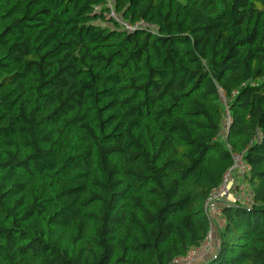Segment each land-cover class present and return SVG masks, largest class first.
I'll return each mask as SVG.
<instances>
[{
	"label": "trees",
	"instance_id": "obj_1",
	"mask_svg": "<svg viewBox=\"0 0 264 264\" xmlns=\"http://www.w3.org/2000/svg\"><path fill=\"white\" fill-rule=\"evenodd\" d=\"M234 154L195 264H264V0H0V264H173Z\"/></svg>",
	"mask_w": 264,
	"mask_h": 264
},
{
	"label": "built area",
	"instance_id": "obj_2",
	"mask_svg": "<svg viewBox=\"0 0 264 264\" xmlns=\"http://www.w3.org/2000/svg\"><path fill=\"white\" fill-rule=\"evenodd\" d=\"M109 6H111L110 3ZM125 25L128 29H133L134 27L141 25L148 27V24H145L144 22H138L134 26L126 23ZM226 114L222 134L226 133V128L230 120L229 114L227 112ZM233 160V165L228 168L227 172L224 174L222 183L218 187L212 189L206 198V214L209 216V219H211V229L208 232L207 237L197 248L191 249L186 256L175 259L173 264H195L199 259H203L211 253L214 240L213 218L220 215L222 204L231 203L243 206L253 205L252 193L248 189L247 183L243 181V174L250 168V166L243 162L242 155L234 154Z\"/></svg>",
	"mask_w": 264,
	"mask_h": 264
},
{
	"label": "rangeland",
	"instance_id": "obj_3",
	"mask_svg": "<svg viewBox=\"0 0 264 264\" xmlns=\"http://www.w3.org/2000/svg\"><path fill=\"white\" fill-rule=\"evenodd\" d=\"M110 5H111V3H110ZM116 18L119 19V20H121L119 16H116ZM216 218H217V220H218V221H217V222H218V225H219V226H222V225L224 224V220H223V218L220 217V216H217ZM213 227H214V230H213V232H214V239H216V238H217V233H216V231H217V227H216L215 225H213ZM214 246H215V245H214ZM214 246H212L211 254H212V252L215 251L216 246H215V247H214ZM206 257H207V256H205V257L203 258V260H205Z\"/></svg>",
	"mask_w": 264,
	"mask_h": 264
},
{
	"label": "crops",
	"instance_id": "obj_4",
	"mask_svg": "<svg viewBox=\"0 0 264 264\" xmlns=\"http://www.w3.org/2000/svg\"><path fill=\"white\" fill-rule=\"evenodd\" d=\"M215 247V246H214Z\"/></svg>",
	"mask_w": 264,
	"mask_h": 264
}]
</instances>
